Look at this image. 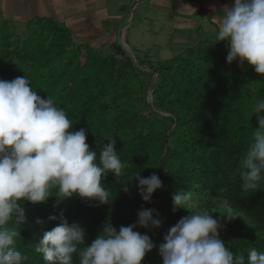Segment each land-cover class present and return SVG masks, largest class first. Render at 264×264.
<instances>
[{"label": "trees", "instance_id": "trees-1", "mask_svg": "<svg viewBox=\"0 0 264 264\" xmlns=\"http://www.w3.org/2000/svg\"><path fill=\"white\" fill-rule=\"evenodd\" d=\"M211 25L137 66L0 25V264H264V54Z\"/></svg>", "mask_w": 264, "mask_h": 264}, {"label": "crops", "instance_id": "crops-1", "mask_svg": "<svg viewBox=\"0 0 264 264\" xmlns=\"http://www.w3.org/2000/svg\"><path fill=\"white\" fill-rule=\"evenodd\" d=\"M262 8L264 0H0V25L6 22L15 33L35 18L53 19L82 51L129 47L165 62L188 47L180 51L181 45L198 43L197 28L215 31L211 23L224 36L264 34Z\"/></svg>", "mask_w": 264, "mask_h": 264}, {"label": "rangeland", "instance_id": "rangeland-1", "mask_svg": "<svg viewBox=\"0 0 264 264\" xmlns=\"http://www.w3.org/2000/svg\"><path fill=\"white\" fill-rule=\"evenodd\" d=\"M29 33H30L29 29L24 30V31L17 30L15 32V36H16V38H19V40H24V39H26L28 37ZM198 36L199 37L196 38L198 41H202L204 43L210 42L213 46L216 45L217 36L215 35L213 30L212 31H208L206 33L199 34ZM224 39L230 45L242 47V49H243L245 54H260V53L264 54V34H260V32H256V33H252L251 32V33H248V34L239 33L237 35H225ZM174 40L178 41L179 39L174 38ZM194 43H196V42H194ZM173 44L177 45V43H173ZM185 46H190V44L187 43V44L181 45L182 48H180L179 50L181 51L183 48H185ZM103 49H104V51L102 53L104 55L108 56V55L112 54L110 52V47H105ZM124 50H125V54H127L129 57H133L134 58V63L136 65H138V62H137L136 58L142 59L143 56H146L152 62H156L157 60L158 61L160 60V55L151 54V53H144V52L135 53L129 47H124ZM176 53H179V51H176ZM119 59L121 60V58H119ZM140 68L143 69L144 72L150 73V71L148 70V65L147 64L144 63L143 66L140 67ZM156 77L157 76L155 75L154 81H153V85L156 83ZM151 91H152V85H149L147 87V90H146L147 101H148L149 104H151L152 101H153L152 94H151V99H148V94H150ZM157 114L159 116L162 115L160 113H157Z\"/></svg>", "mask_w": 264, "mask_h": 264}, {"label": "water", "instance_id": "water-1", "mask_svg": "<svg viewBox=\"0 0 264 264\" xmlns=\"http://www.w3.org/2000/svg\"><path fill=\"white\" fill-rule=\"evenodd\" d=\"M130 58H131L133 64H134L135 66H137V65L134 63V58H133V57H130ZM151 94H152V91H151L150 94H148V99H151Z\"/></svg>", "mask_w": 264, "mask_h": 264}]
</instances>
